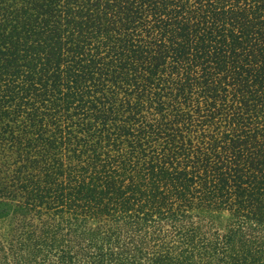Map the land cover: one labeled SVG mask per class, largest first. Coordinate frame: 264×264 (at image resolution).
Returning a JSON list of instances; mask_svg holds the SVG:
<instances>
[{"label":"trees","instance_id":"trees-1","mask_svg":"<svg viewBox=\"0 0 264 264\" xmlns=\"http://www.w3.org/2000/svg\"><path fill=\"white\" fill-rule=\"evenodd\" d=\"M0 264H264V0H0Z\"/></svg>","mask_w":264,"mask_h":264},{"label":"rangeland","instance_id":"rangeland-1","mask_svg":"<svg viewBox=\"0 0 264 264\" xmlns=\"http://www.w3.org/2000/svg\"><path fill=\"white\" fill-rule=\"evenodd\" d=\"M225 219V217H223ZM2 225H5V223H2Z\"/></svg>","mask_w":264,"mask_h":264}]
</instances>
